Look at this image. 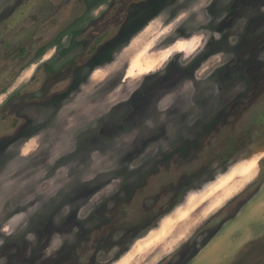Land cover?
Listing matches in <instances>:
<instances>
[{
    "label": "rangeland",
    "instance_id": "374dc122",
    "mask_svg": "<svg viewBox=\"0 0 264 264\" xmlns=\"http://www.w3.org/2000/svg\"><path fill=\"white\" fill-rule=\"evenodd\" d=\"M172 255L264 264V0H0V264Z\"/></svg>",
    "mask_w": 264,
    "mask_h": 264
},
{
    "label": "flooded vegetation",
    "instance_id": "af4514ba",
    "mask_svg": "<svg viewBox=\"0 0 264 264\" xmlns=\"http://www.w3.org/2000/svg\"><path fill=\"white\" fill-rule=\"evenodd\" d=\"M222 219H223V221L225 220L224 218H222ZM226 219H227V218H226ZM227 220H228V219H227ZM217 224H218L217 227L214 228V229H216V230L219 229V228H218V227H219V223H217ZM214 229H213V230H214ZM173 257H174V256L172 255V256H171V259L169 258V259L166 261V263H167V264H172V263H173V259H174Z\"/></svg>",
    "mask_w": 264,
    "mask_h": 264
}]
</instances>
